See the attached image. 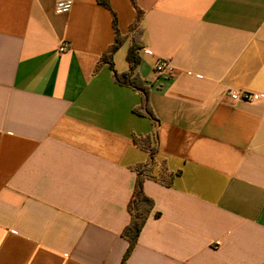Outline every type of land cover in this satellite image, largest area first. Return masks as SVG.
<instances>
[{
    "label": "crops",
    "instance_id": "crops-1",
    "mask_svg": "<svg viewBox=\"0 0 264 264\" xmlns=\"http://www.w3.org/2000/svg\"><path fill=\"white\" fill-rule=\"evenodd\" d=\"M135 4L0 0V264H121L138 171L154 207L124 264H264V0ZM112 12L155 121L102 61Z\"/></svg>",
    "mask_w": 264,
    "mask_h": 264
},
{
    "label": "trees",
    "instance_id": "trees-1",
    "mask_svg": "<svg viewBox=\"0 0 264 264\" xmlns=\"http://www.w3.org/2000/svg\"><path fill=\"white\" fill-rule=\"evenodd\" d=\"M132 5L136 7L135 0H130ZM100 4H102L106 8H110L109 0H98ZM139 16V12H138ZM113 17V26L116 33V40L115 43L109 48V50L104 54L102 57V61L107 63L109 67L113 71V77L116 83L124 86L131 87L137 91H139L142 95V104L141 106L135 110L137 114L147 116L151 118L152 120H156L150 104H149V91L147 86L144 84V82L136 75H134V70L138 63L140 62L139 56H138V50L141 47V41L139 39L138 42L135 41V35L134 40L128 50L127 54V60L129 63V70L124 73H118L114 69L112 56L113 54L118 50V48L123 43L124 38L119 34L117 29V16L114 12H112ZM136 26H132V30L135 31ZM140 30V29H139ZM141 34V31H140ZM142 148H145L149 152V158L150 163L153 162L155 154L157 152V141H155L154 145H150V139L149 138H143V139H136L135 140ZM146 179V175L142 171H138L135 186H134V192L133 197L129 203L128 209L130 213V222L129 224L124 228L122 232V236L129 242V246L125 252L124 258L122 260L121 264H124L127 258L132 253L138 237L142 231V228L144 227L148 217L150 216V213L154 207V202L152 199L147 197L144 193L143 189V183ZM157 216V215H156Z\"/></svg>",
    "mask_w": 264,
    "mask_h": 264
},
{
    "label": "built area",
    "instance_id": "built-area-1",
    "mask_svg": "<svg viewBox=\"0 0 264 264\" xmlns=\"http://www.w3.org/2000/svg\"><path fill=\"white\" fill-rule=\"evenodd\" d=\"M71 7H72L71 1H59L56 5V12L58 14L67 13L70 11ZM67 49H68V44L63 43L60 46L59 51L65 52ZM144 53L147 55L151 54L150 50L148 49H145ZM155 71L158 74L171 75L173 73V69L170 66L169 61L167 60H158L155 64ZM226 95L232 101H245V102H252V101L257 100L260 97V95L258 94H253L249 92H239L235 90L228 91Z\"/></svg>",
    "mask_w": 264,
    "mask_h": 264
},
{
    "label": "rangeland",
    "instance_id": "rangeland-1",
    "mask_svg": "<svg viewBox=\"0 0 264 264\" xmlns=\"http://www.w3.org/2000/svg\"><path fill=\"white\" fill-rule=\"evenodd\" d=\"M139 39H140V30L137 29V30H136V33H135V41L138 42Z\"/></svg>",
    "mask_w": 264,
    "mask_h": 264
}]
</instances>
